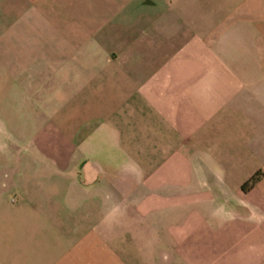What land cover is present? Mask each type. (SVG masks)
<instances>
[{
  "label": "crops",
  "instance_id": "1",
  "mask_svg": "<svg viewBox=\"0 0 264 264\" xmlns=\"http://www.w3.org/2000/svg\"><path fill=\"white\" fill-rule=\"evenodd\" d=\"M0 264H264V0H0Z\"/></svg>",
  "mask_w": 264,
  "mask_h": 264
},
{
  "label": "rangeland",
  "instance_id": "2",
  "mask_svg": "<svg viewBox=\"0 0 264 264\" xmlns=\"http://www.w3.org/2000/svg\"><path fill=\"white\" fill-rule=\"evenodd\" d=\"M56 150L57 149H47V148H41V147H34L32 149L28 148V149H23V152H28L31 153L32 151V155L34 157V165H33V171L36 172V173H43V172H46L47 170V165L46 164H42L41 163V160H42V157H45V156H49V157H54L56 156ZM17 174L19 172H22L24 171V165H18L17 167ZM4 178V177H2Z\"/></svg>",
  "mask_w": 264,
  "mask_h": 264
},
{
  "label": "trees",
  "instance_id": "3",
  "mask_svg": "<svg viewBox=\"0 0 264 264\" xmlns=\"http://www.w3.org/2000/svg\"><path fill=\"white\" fill-rule=\"evenodd\" d=\"M256 180H257V176H254L253 178H251V180L243 186V190L246 191L249 188H251L255 184Z\"/></svg>",
  "mask_w": 264,
  "mask_h": 264
}]
</instances>
